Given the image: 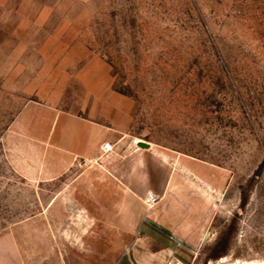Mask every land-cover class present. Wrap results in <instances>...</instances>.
<instances>
[{
	"label": "rangeland",
	"instance_id": "374dc122",
	"mask_svg": "<svg viewBox=\"0 0 264 264\" xmlns=\"http://www.w3.org/2000/svg\"><path fill=\"white\" fill-rule=\"evenodd\" d=\"M244 262L264 0H0V264Z\"/></svg>",
	"mask_w": 264,
	"mask_h": 264
},
{
	"label": "crops",
	"instance_id": "0c3cea01",
	"mask_svg": "<svg viewBox=\"0 0 264 264\" xmlns=\"http://www.w3.org/2000/svg\"><path fill=\"white\" fill-rule=\"evenodd\" d=\"M49 110H50V108L48 107V112H51ZM49 114L51 115V118L48 121V134H49V132L51 131L52 128H55V126L57 125L58 121L60 120V118L62 116V114H60L58 112H57V114H55L56 115V116H54L55 118H53V114L52 113H49ZM55 122H56V124H55ZM70 132H71L70 130L65 129L63 127L62 130H61V136H62V138L63 137L64 138H68L70 136ZM63 142H64V144H63L62 148L68 149V146L65 145V141H63Z\"/></svg>",
	"mask_w": 264,
	"mask_h": 264
},
{
	"label": "built area",
	"instance_id": "2783aa9c",
	"mask_svg": "<svg viewBox=\"0 0 264 264\" xmlns=\"http://www.w3.org/2000/svg\"><path fill=\"white\" fill-rule=\"evenodd\" d=\"M113 150H114V145L110 142H105L100 146V151L103 155H108L112 153ZM146 200L148 204L152 205L155 202H157V197L154 194L149 193L146 197Z\"/></svg>",
	"mask_w": 264,
	"mask_h": 264
},
{
	"label": "bare ground",
	"instance_id": "6f19581e",
	"mask_svg": "<svg viewBox=\"0 0 264 264\" xmlns=\"http://www.w3.org/2000/svg\"><path fill=\"white\" fill-rule=\"evenodd\" d=\"M142 142V140H140V139H135V142H134V144H135V146H136V148H138L139 149V145L138 144H140ZM146 143V142H145ZM149 145V144H148ZM150 146V145H149ZM221 263H225V260L224 259H222L221 260ZM243 264H253L252 262H244Z\"/></svg>",
	"mask_w": 264,
	"mask_h": 264
},
{
	"label": "water",
	"instance_id": "95a60500",
	"mask_svg": "<svg viewBox=\"0 0 264 264\" xmlns=\"http://www.w3.org/2000/svg\"><path fill=\"white\" fill-rule=\"evenodd\" d=\"M141 145H142V147H144V148H148V146H149L148 143H145V142H144V143H141Z\"/></svg>",
	"mask_w": 264,
	"mask_h": 264
}]
</instances>
